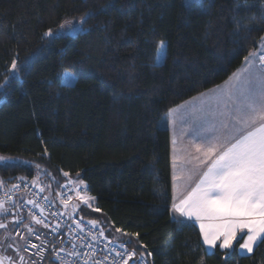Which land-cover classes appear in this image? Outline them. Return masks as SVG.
<instances>
[{"label": "trees", "instance_id": "1", "mask_svg": "<svg viewBox=\"0 0 264 264\" xmlns=\"http://www.w3.org/2000/svg\"><path fill=\"white\" fill-rule=\"evenodd\" d=\"M67 20L86 21L83 31L45 35ZM261 37L264 0H0V154L16 159L0 164L3 188L38 176L53 199L65 172L79 174L95 198L79 216L147 264H264V244L209 253L194 224L172 217L170 138L158 126Z\"/></svg>", "mask_w": 264, "mask_h": 264}, {"label": "snow or ice", "instance_id": "2", "mask_svg": "<svg viewBox=\"0 0 264 264\" xmlns=\"http://www.w3.org/2000/svg\"><path fill=\"white\" fill-rule=\"evenodd\" d=\"M82 21L80 30L83 31ZM69 27L60 25L59 32L73 30L78 27L77 24L67 22ZM46 36L60 38L56 33L49 29ZM264 41V37H261ZM166 44L162 41L158 46L156 65L161 66L166 61ZM264 45L260 49L249 52L244 58V71L246 76L241 77L239 73L233 74L226 81L229 84L235 80L238 85H233L227 93L226 101H217L215 108L209 105L206 109H200L202 115L198 123L192 130L187 133L191 140V146L197 155L185 150V155L189 163L195 161V167L206 166L198 176L195 186L190 190H183L182 185L178 182L180 177L173 172V200L172 210L178 213L180 217L186 218L187 222L198 224L200 235L204 245L209 249L218 247L222 250H232L234 242L239 243V249L242 253L249 256L254 253L255 249L264 244ZM258 62L260 71H255L253 65ZM17 70V61L13 59L9 72L15 75ZM216 91V90H213ZM206 95V94H202ZM221 104L223 105L221 107ZM176 109H170V112ZM176 140H173L174 152L176 151ZM210 161V163H209ZM13 163L5 157H0V164L8 165ZM175 164V157H174ZM179 171L182 173L183 168ZM65 176L68 173H64ZM191 180V176L189 177ZM83 184V180H80ZM3 182L0 181V186ZM19 188L20 185H13ZM43 191V189H41ZM166 195V193H165ZM47 199V198H45ZM69 200L71 197L68 198ZM77 199L84 203L94 200V197L85 199L77 196ZM11 200V197H9ZM67 207V201H62ZM26 203H34L26 201ZM16 205L13 204V207ZM39 207V205H36ZM75 211V206L73 207ZM93 210L98 209L93 207ZM10 208L0 202V214L9 213ZM43 215V209H41ZM56 215V213H53ZM36 224H42L48 227L42 220L33 216ZM177 223H182L176 220ZM22 221L17 218L13 222V228H18ZM76 228L80 232L84 229L79 223ZM89 223L92 227H97V221L91 220ZM185 226H188L185 224ZM6 225L0 223V229ZM29 235L34 233L30 225H25ZM59 229L60 225H56ZM120 231L119 228L116 229ZM242 234V235H241ZM20 239H25L20 233L16 232ZM100 237H104L101 230ZM40 239V236H36ZM95 240V237L92 238ZM31 248H38L35 244H30ZM13 248L12 244H8ZM81 247H84L81 244ZM92 248V244L87 245ZM76 245L73 244L71 255H79L75 251ZM14 250H16L14 248ZM27 251V248L24 249ZM43 251V248H40ZM128 259H123V264H128L134 253H126ZM117 256L123 258V254L117 252ZM230 253H225V258ZM59 258V257H57ZM10 264H17L11 258H6ZM107 259V257H105ZM0 264H5V258H0ZM19 264H24V257L21 256ZM32 264H36L35 261ZM49 264H52L50 261ZM72 264H76L75 261ZM84 264H88L85 260ZM96 264H103V261H96Z\"/></svg>", "mask_w": 264, "mask_h": 264}, {"label": "built area", "instance_id": "3", "mask_svg": "<svg viewBox=\"0 0 264 264\" xmlns=\"http://www.w3.org/2000/svg\"><path fill=\"white\" fill-rule=\"evenodd\" d=\"M17 184L20 187L14 188L13 185ZM41 189L40 186L31 183L30 180L17 179L11 182L7 188L0 190V202L12 206L15 204L16 206L13 208L21 217L19 219L25 218L35 227L32 235H29L21 227V224L18 228H13L12 231L13 237L18 240L22 239L16 235L17 231L25 237L22 240V251L28 264H32L33 261L36 264H49L50 261L52 264H72L73 261L76 264H84L85 260L88 261V264H96V261H103V264H123V259H128L126 253H134L132 259L128 260V264H147L146 258L135 248L111 240L105 235L101 238L99 235L101 230L98 227H92L89 220L80 217L78 210L67 214L58 207L59 201H71L74 195L82 192V189L77 190L70 181H65L59 186L53 199L46 194L45 190L41 191ZM69 197H71L70 200ZM26 201H33L34 203H26ZM41 209H43V215H41ZM33 216L42 220L48 227L45 228L42 224H36ZM73 221L79 223L84 232H80ZM57 224L60 225L59 229L56 227ZM37 235L40 236V239L36 238ZM93 236L95 240L92 239ZM28 242L39 247L31 248ZM73 244L76 245L75 251L79 253L76 257L71 255ZM81 244L84 247H81ZM88 244H92L93 247L88 248ZM25 248L27 251L24 250ZM40 248H43L42 252ZM117 252L122 253L123 258L117 256Z\"/></svg>", "mask_w": 264, "mask_h": 264}, {"label": "crops", "instance_id": "4", "mask_svg": "<svg viewBox=\"0 0 264 264\" xmlns=\"http://www.w3.org/2000/svg\"><path fill=\"white\" fill-rule=\"evenodd\" d=\"M264 45V41L260 40L258 46L256 49H260L261 46ZM254 49L253 51H255ZM264 50V49H262ZM252 52V51H251ZM244 60L241 64V66L233 71L223 82L220 84L213 86L207 90H204L200 92L199 94L194 95L193 97L181 102L180 104L172 107L171 109H176V111L170 112V109L165 114L166 115V124L165 127L168 130L169 138H170V147H169V161H170V192H171V199L173 200V172L176 171V174L180 177L179 183L182 185L183 190H190L191 187L195 186V182L198 180L199 174L202 173V171L206 170V166H200L199 168L195 167V161L192 163H189L186 155L185 150L187 152H191L192 155H197L195 153L194 148L191 146V140L190 137L187 135L188 132H190L193 128V126L199 122L201 118V111L200 109H206L209 105H212L213 108V102L217 101H226L227 100V93L232 88L233 85H238V82L233 80L229 84H226V81H229V78L233 76V74L239 73L241 77L246 76L247 73L244 71ZM253 69L255 71H260V66L258 62L253 65ZM216 90V91H213ZM206 94V95H202ZM206 100V101H205ZM202 103L201 108H197L196 104L198 102ZM223 105L221 104V107ZM173 140H176V151L174 152V146H173ZM174 157H175V164H174ZM210 163V161H209ZM180 168H183L184 171L181 173L179 171ZM191 176V180H189V177ZM3 189V184L0 186V190ZM56 196V195H55ZM58 204V203H57ZM6 207L10 208L9 213L0 214V223H4L6 227L4 229H0V258H5V264H10V261H8L6 258L11 257L13 258L17 264H19L20 257H24V264H28L27 259L23 255L22 246L23 242L22 240H18L13 237V222L19 217V215L16 213L15 209L12 205H5ZM79 206L75 208V211L79 210ZM74 211L73 208L67 209L66 212H72ZM170 212L174 219L186 221V218L180 217L178 213L173 212L172 210V203L170 206ZM22 221L21 227L28 233L27 228L25 225H30L34 230L35 227L30 223L29 220L22 218L20 219ZM194 224L200 234V229L198 224H195L194 222H190ZM242 235V234H241ZM201 237V235H200ZM202 243L203 239L201 237ZM220 241L217 242V247ZM243 241L240 240L239 243H242ZM239 243L234 242V248L236 252L240 255H248L246 253H242L239 249ZM8 244H12L13 248H9ZM204 245V243H203ZM14 248L16 250H14ZM204 248L207 252H213L216 248L209 249L207 245H204ZM221 251H231V250H222Z\"/></svg>", "mask_w": 264, "mask_h": 264}, {"label": "rangeland", "instance_id": "5", "mask_svg": "<svg viewBox=\"0 0 264 264\" xmlns=\"http://www.w3.org/2000/svg\"><path fill=\"white\" fill-rule=\"evenodd\" d=\"M72 22V23H74V24H77L78 25V27L76 28V29H73V30H68V31H64L62 34H68V35H74L75 33H77V32H79V31H81L80 30V22L79 21H77V20H67V21H65L63 24L65 25V28L67 29L68 27H69V25H68V23L67 22ZM60 28V27H59ZM59 28L57 29V31L55 32L57 35H59V34H61L60 32H59ZM161 44V42L158 44V46ZM157 50H158V48H157ZM156 58H157V51H156V56H155V63H156ZM74 80H75V76L73 75V74H70L68 71H66V70H62V73H61V82L63 83V84H72L73 82H74ZM206 101V100H205ZM201 105H202V103H201V101L200 102H198L197 104H196V106H197V108L199 109V108H201ZM213 106L215 107L216 106V102H213ZM166 115H164L159 121H158V126L159 127H163V126H165V124H166ZM0 157H5L7 160H9V161H16V159L15 158H10V157H6V156H3V155H1L0 154ZM65 178V181H70L71 182V184H72V186L75 188V189H77V190H79V189H82V192L81 193H79V194H76V195H74L73 196V198H72V200L71 201H69V202H67V207H65V204L64 203H62V202H58V207L64 212V213H67L66 212V210L67 209H70V208H73L74 206H75V208L77 207V205L79 206V208H81L82 206H90L91 204H93V202H94V200H92V201H90L89 203H84V202H82L81 200H79V199H77V196L79 195V196H81V197H84L85 199H87V198H89V196L85 193V185H84V183L83 184H81L80 183V180H81V178H80V175L79 174H76V175H73V176H71V177H69V176H65L64 177ZM31 183H33V184H35V185H37V186H42L41 188L43 189V190H45V192H47L48 194H50V185L46 182V181H44V180H39L38 179V176H35L33 179H31V181H30ZM46 193V194H47ZM73 212V211H72ZM68 213H71V212H68ZM67 213V214H68Z\"/></svg>", "mask_w": 264, "mask_h": 264}]
</instances>
